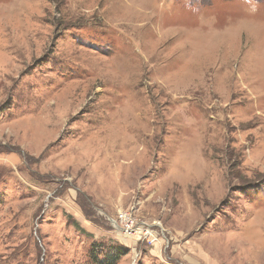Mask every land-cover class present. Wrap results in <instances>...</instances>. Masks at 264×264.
Returning <instances> with one entry per match:
<instances>
[{
	"label": "rangeland",
	"instance_id": "obj_1",
	"mask_svg": "<svg viewBox=\"0 0 264 264\" xmlns=\"http://www.w3.org/2000/svg\"><path fill=\"white\" fill-rule=\"evenodd\" d=\"M0 264H264V0H0Z\"/></svg>",
	"mask_w": 264,
	"mask_h": 264
},
{
	"label": "built area",
	"instance_id": "obj_2",
	"mask_svg": "<svg viewBox=\"0 0 264 264\" xmlns=\"http://www.w3.org/2000/svg\"><path fill=\"white\" fill-rule=\"evenodd\" d=\"M119 220L122 222L120 228H123V231L131 234L134 233V222L131 221L130 217L127 214L121 215Z\"/></svg>",
	"mask_w": 264,
	"mask_h": 264
}]
</instances>
